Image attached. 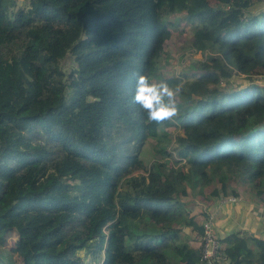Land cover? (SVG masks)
<instances>
[{
  "label": "trees",
  "instance_id": "16d2710c",
  "mask_svg": "<svg viewBox=\"0 0 264 264\" xmlns=\"http://www.w3.org/2000/svg\"><path fill=\"white\" fill-rule=\"evenodd\" d=\"M27 1L0 0V264H205L184 228L200 237L207 213L186 199L240 182L264 201V86L231 81L264 78V0ZM181 25L213 55L168 76ZM133 71L182 83L180 114L147 122ZM220 242L224 264H264V239Z\"/></svg>",
  "mask_w": 264,
  "mask_h": 264
},
{
  "label": "rangeland",
  "instance_id": "374dc122",
  "mask_svg": "<svg viewBox=\"0 0 264 264\" xmlns=\"http://www.w3.org/2000/svg\"><path fill=\"white\" fill-rule=\"evenodd\" d=\"M15 7L14 9H18L20 7H24L28 1L27 0H14ZM56 27L63 28V25L59 21L54 22ZM182 28V25L179 27V29L174 33L173 37L171 38L170 42L167 44L166 47V56L163 58L164 62L163 65L160 68V71L168 76L174 75L178 76V72L181 69H185L190 64H195V67L199 68L200 64L207 61V56L213 55L210 51H205L204 53H199L196 49L195 43L192 39V34L189 35L187 32H183L180 30ZM7 48H4L3 55H7ZM9 54V53H8ZM206 63V62H205ZM233 84H236L237 86L246 85L248 82L253 83L257 86H264V78L262 77H254L252 78L253 81H248L246 78L243 77V75H235L231 78ZM170 130V129H169ZM172 136V135H171ZM173 137V136H172ZM172 139V138H171ZM152 144H150L151 147ZM150 147L148 148L147 145H145L144 150H141L139 161L137 163V166L133 169V175H146L148 171L152 168V162L153 159H156L154 157V153H151ZM174 161H176L178 158L173 154ZM178 162V161H177ZM183 163V161H180ZM177 166V163L174 164ZM235 187V186H233ZM238 187H241L239 195V200L236 202H233L231 204H226L227 206H237L239 205L243 211L242 213H239L238 216V223L237 225H230L228 229L232 228L233 231H240L242 235L247 233L249 236H254L257 238L264 239V201L261 198L256 197L254 194L257 190V187L254 186V184H248L246 187H243L240 182H238ZM210 189H204V192H208ZM230 189H228L229 193ZM204 195H197L193 196L191 198H187L186 201H188V207L190 208V216H195L196 219H202V211H205L207 215L212 216L213 219L215 218V224L214 228L217 227V219L220 217L221 219H225L227 216L224 213L219 212V208L214 207L216 202L218 200H213V202L207 204L204 200ZM229 208V207H228ZM228 208L224 211L227 212ZM225 209V208H224ZM219 212V215H218ZM224 214V215H222ZM230 213H228L229 215ZM222 215V216H221ZM246 217L253 218L252 224H247L244 222ZM205 216L203 217V219ZM255 219V220H254ZM199 221V220H198ZM244 222V223H243ZM222 225V222H221ZM253 225H255L256 229H250ZM190 227H185L184 232L186 233V238H188L189 243L192 245L199 246L200 245V239L198 238L196 232H190L188 229ZM9 239V245H13V248L16 250L14 255L19 254V247L20 244L17 241V235L15 233H10L8 236ZM21 247V246H20ZM224 247V246H223ZM264 247V244L262 245ZM222 256V254H221ZM87 261L90 264H99L100 259L93 258L91 259V255L87 257ZM224 261V259L221 257L220 260L216 264H220ZM224 264V263H223Z\"/></svg>",
  "mask_w": 264,
  "mask_h": 264
},
{
  "label": "clouds",
  "instance_id": "9594fccd",
  "mask_svg": "<svg viewBox=\"0 0 264 264\" xmlns=\"http://www.w3.org/2000/svg\"><path fill=\"white\" fill-rule=\"evenodd\" d=\"M264 10V4L250 8L249 12ZM135 81L131 103L144 114L147 122L162 125L180 114L177 97L183 91V84L171 85L165 79H154L139 71L131 73Z\"/></svg>",
  "mask_w": 264,
  "mask_h": 264
},
{
  "label": "built area",
  "instance_id": "2783aa9c",
  "mask_svg": "<svg viewBox=\"0 0 264 264\" xmlns=\"http://www.w3.org/2000/svg\"><path fill=\"white\" fill-rule=\"evenodd\" d=\"M239 200L235 196H222L218 199L216 208L223 207ZM215 218L206 215L202 222L203 234L198 237L200 239L201 260L205 264H216L221 258V250L223 245L220 242L214 228Z\"/></svg>",
  "mask_w": 264,
  "mask_h": 264
},
{
  "label": "crops",
  "instance_id": "0c3cea01",
  "mask_svg": "<svg viewBox=\"0 0 264 264\" xmlns=\"http://www.w3.org/2000/svg\"><path fill=\"white\" fill-rule=\"evenodd\" d=\"M216 205H217V202L214 205V207H216ZM227 208H228L227 212L224 211ZM219 209H220L219 212L221 211V213H224L227 216L225 219H221L220 217L217 219L218 222H217V227L215 229V232H216L217 236L221 239L226 234H228V233L233 231L232 228H230V229H228V228L231 227L230 225H233V224L237 225L239 213H242L243 209L239 205H237V206L236 205L235 206H229V205L227 206V205H225L223 207L219 206ZM219 212H218V215H219ZM228 213H230V214L228 215ZM224 214H222V215H224ZM252 220H253V218L246 217L244 222H246L247 224L250 225V224H252ZM221 222H222V225H221ZM250 229L255 230L256 229L255 225H253ZM238 232H240V231H238ZM223 263H224V261L222 263H220V264H223Z\"/></svg>",
  "mask_w": 264,
  "mask_h": 264
}]
</instances>
